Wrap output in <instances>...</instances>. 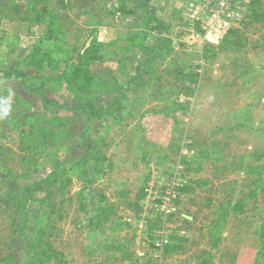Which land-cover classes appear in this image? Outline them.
<instances>
[{"label":"rangeland","instance_id":"374dc122","mask_svg":"<svg viewBox=\"0 0 264 264\" xmlns=\"http://www.w3.org/2000/svg\"><path fill=\"white\" fill-rule=\"evenodd\" d=\"M208 1L0 0V264H264V0Z\"/></svg>","mask_w":264,"mask_h":264},{"label":"built area","instance_id":"2783aa9c","mask_svg":"<svg viewBox=\"0 0 264 264\" xmlns=\"http://www.w3.org/2000/svg\"><path fill=\"white\" fill-rule=\"evenodd\" d=\"M234 3H237V1L236 0L208 1V4L205 6V9L206 12L208 13L207 34L209 36L210 33L214 31L220 37V35H222V33H224L225 30L226 31L228 30L229 24L232 21L230 17L235 12V9H233ZM209 40L215 42V40H212L211 38ZM176 180L172 181L173 183L169 185V188L167 189V196L164 197L163 203L161 205L162 208L160 210L165 216L170 215L171 213H173L172 211L174 210L172 203L176 198L179 190V187L177 186V184L179 183H177ZM160 237L162 238V236ZM161 241L163 242L164 240L162 239ZM156 245L160 246L161 242L158 241Z\"/></svg>","mask_w":264,"mask_h":264},{"label":"trees","instance_id":"16d2710c","mask_svg":"<svg viewBox=\"0 0 264 264\" xmlns=\"http://www.w3.org/2000/svg\"><path fill=\"white\" fill-rule=\"evenodd\" d=\"M155 21H156V19H155ZM147 34L148 33L146 32V35ZM136 38H138L136 35L130 37V39H133V40L136 39ZM42 99H43V101L46 104L54 103L53 100H49L45 95L42 97ZM78 106L79 107H77V108H81L82 110L88 112V116H89L90 119H92V118L101 119L105 115H108L110 113V110L113 108L114 104L110 102L109 106H107V107H97L92 101H88L86 103H81ZM87 149H88V151L90 153V145H87ZM32 193H33V187L28 189V192L26 193V195H30ZM263 199H264V189H263ZM261 251H262V254L264 255V242L262 243ZM54 254H55V252H54ZM48 259H49V257H48ZM35 264H37V263H35Z\"/></svg>","mask_w":264,"mask_h":264},{"label":"clouds","instance_id":"9594fccd","mask_svg":"<svg viewBox=\"0 0 264 264\" xmlns=\"http://www.w3.org/2000/svg\"><path fill=\"white\" fill-rule=\"evenodd\" d=\"M10 112L9 107H4L2 110H0V119H3L4 117L8 116Z\"/></svg>","mask_w":264,"mask_h":264}]
</instances>
